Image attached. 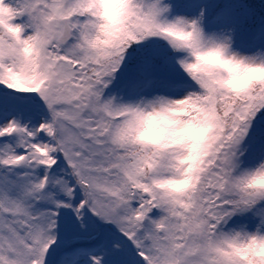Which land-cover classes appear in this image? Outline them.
Here are the masks:
<instances>
[{
	"label": "snow or ice",
	"instance_id": "6c2138e0",
	"mask_svg": "<svg viewBox=\"0 0 264 264\" xmlns=\"http://www.w3.org/2000/svg\"><path fill=\"white\" fill-rule=\"evenodd\" d=\"M0 264H264V0H0Z\"/></svg>",
	"mask_w": 264,
	"mask_h": 264
}]
</instances>
